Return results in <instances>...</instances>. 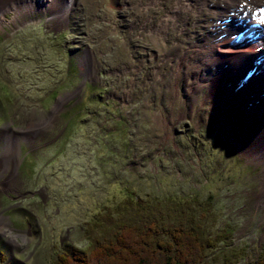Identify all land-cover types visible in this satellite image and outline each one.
Segmentation results:
<instances>
[{
  "label": "rangeland",
  "instance_id": "1",
  "mask_svg": "<svg viewBox=\"0 0 264 264\" xmlns=\"http://www.w3.org/2000/svg\"><path fill=\"white\" fill-rule=\"evenodd\" d=\"M0 1V264H55L129 196L200 201L231 231L208 260L254 264L264 160L231 140L232 84L219 100L209 81L223 2Z\"/></svg>",
  "mask_w": 264,
  "mask_h": 264
},
{
  "label": "trees",
  "instance_id": "2",
  "mask_svg": "<svg viewBox=\"0 0 264 264\" xmlns=\"http://www.w3.org/2000/svg\"><path fill=\"white\" fill-rule=\"evenodd\" d=\"M199 202L129 196L89 225L83 248L61 252L55 264H218L207 252L231 231L210 234L211 213ZM254 264H264V248Z\"/></svg>",
  "mask_w": 264,
  "mask_h": 264
},
{
  "label": "bare ground",
  "instance_id": "3",
  "mask_svg": "<svg viewBox=\"0 0 264 264\" xmlns=\"http://www.w3.org/2000/svg\"><path fill=\"white\" fill-rule=\"evenodd\" d=\"M221 1L223 5L221 4L219 9L226 11L230 19L224 17L222 24L213 30L219 37L215 45L216 49L222 53L219 60L223 61V64L220 65L222 67H218L215 76L209 79L213 89L211 94L214 97L218 95L220 100L221 91L219 90L221 89H217L221 88L218 86L220 81L226 78V83H223L224 87L232 84V95L225 97L231 100L228 102L231 105L225 104L221 112L236 111L243 115L242 121L234 119L233 116L228 117L229 122L235 120L233 121L234 128L230 127L229 130L230 137L251 162H257V160H264V58L261 57L264 55V0ZM252 34L260 35L255 43L256 48L246 46L240 49L251 39L249 37ZM218 99L214 98L213 102L220 104ZM215 109L210 115L213 121L216 116L220 115L219 110L216 107ZM235 131L241 132L243 136L239 133L235 134ZM12 165L13 178L17 162ZM4 185L6 186L5 182H3Z\"/></svg>",
  "mask_w": 264,
  "mask_h": 264
},
{
  "label": "flooded vegetation",
  "instance_id": "4",
  "mask_svg": "<svg viewBox=\"0 0 264 264\" xmlns=\"http://www.w3.org/2000/svg\"><path fill=\"white\" fill-rule=\"evenodd\" d=\"M1 161V160H0ZM1 164V163H0ZM3 169V168H2ZM3 171H4V169H3Z\"/></svg>",
  "mask_w": 264,
  "mask_h": 264
}]
</instances>
